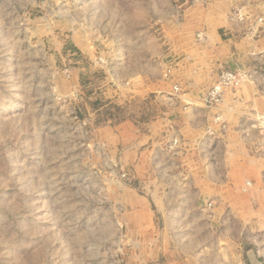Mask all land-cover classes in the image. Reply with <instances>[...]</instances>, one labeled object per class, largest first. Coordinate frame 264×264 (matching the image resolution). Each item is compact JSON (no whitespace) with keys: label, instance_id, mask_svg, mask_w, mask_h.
<instances>
[{"label":"rangeland","instance_id":"rangeland-1","mask_svg":"<svg viewBox=\"0 0 264 264\" xmlns=\"http://www.w3.org/2000/svg\"><path fill=\"white\" fill-rule=\"evenodd\" d=\"M248 5L229 13L248 21L244 37L264 29V0ZM165 10V0H0V264H157L139 261L124 199L134 178L110 130L156 107L95 99L113 74L108 55ZM237 73L226 99L237 111L254 103L264 127V71Z\"/></svg>","mask_w":264,"mask_h":264},{"label":"crops","instance_id":"crops-1","mask_svg":"<svg viewBox=\"0 0 264 264\" xmlns=\"http://www.w3.org/2000/svg\"><path fill=\"white\" fill-rule=\"evenodd\" d=\"M241 4L249 6L248 0H165L149 31L108 55L113 74L105 99L95 100L156 107L110 127L119 165L134 178L124 199L128 224L143 236L140 262L251 264L255 256L264 264L260 113L252 102L234 110L239 101L226 93L217 107L204 103L221 72L264 71V29L244 37L248 21L229 16ZM111 83L128 88L116 92ZM175 84L182 95L163 99Z\"/></svg>","mask_w":264,"mask_h":264},{"label":"built area","instance_id":"built-area-1","mask_svg":"<svg viewBox=\"0 0 264 264\" xmlns=\"http://www.w3.org/2000/svg\"><path fill=\"white\" fill-rule=\"evenodd\" d=\"M171 69H168L165 73V77L168 79L171 76ZM242 78L240 74L232 71L221 72L215 83L208 89L204 97V103L207 107L213 108L220 105L223 102V95L226 90L234 88L240 85ZM182 89L179 85H173V93L180 95ZM262 125L264 126V117L262 118Z\"/></svg>","mask_w":264,"mask_h":264},{"label":"water","instance_id":"water-1","mask_svg":"<svg viewBox=\"0 0 264 264\" xmlns=\"http://www.w3.org/2000/svg\"><path fill=\"white\" fill-rule=\"evenodd\" d=\"M250 261H251V264H260V262L256 260L255 256H251Z\"/></svg>","mask_w":264,"mask_h":264}]
</instances>
